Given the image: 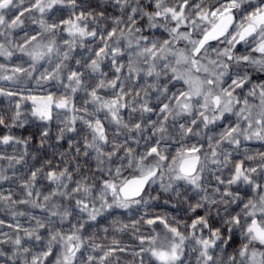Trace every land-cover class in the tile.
<instances>
[{"label": "clouds", "instance_id": "clouds-1", "mask_svg": "<svg viewBox=\"0 0 264 264\" xmlns=\"http://www.w3.org/2000/svg\"><path fill=\"white\" fill-rule=\"evenodd\" d=\"M0 264H264V0H0Z\"/></svg>", "mask_w": 264, "mask_h": 264}]
</instances>
